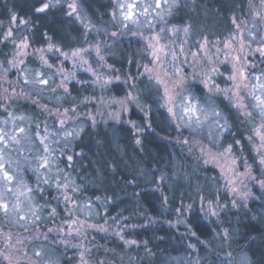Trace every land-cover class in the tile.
I'll list each match as a JSON object with an SVG mask.
<instances>
[{"label": "rangeland", "instance_id": "obj_1", "mask_svg": "<svg viewBox=\"0 0 264 264\" xmlns=\"http://www.w3.org/2000/svg\"><path fill=\"white\" fill-rule=\"evenodd\" d=\"M52 2L56 3V0H52ZM71 2L72 0H61L60 5L53 8H60L63 11V17L68 26H70V29L67 27L63 28V32L68 33L70 37L65 41H61L63 37L60 40H54L46 30L41 32L38 38H35L30 20L25 17H16L14 13L10 14L9 18L4 17L2 20L0 19V33H5L11 28L13 30L12 39H15L17 44H19L21 38L31 41V46L26 50L28 55L17 58L18 60L23 59L25 63H18L16 67H12L7 63V61L13 59L16 50L15 45H13L11 40L6 43H0V97H10L8 100L0 99V129L22 136L16 129L23 127L29 135H32L36 131H39L43 135L46 126L49 134L48 143L54 150L52 152V168L50 173H46V175L55 176L57 179L68 177L70 181L74 182L75 186L79 187L80 191L77 193L69 192L73 196L74 201L66 206L61 195L64 191L63 189L58 191L54 183H50L49 185L44 184L42 181H37V173L32 169L36 167L33 157L37 154L36 149L40 147L38 139H36L35 144H31L27 139L21 138L19 144L9 145L7 157L12 161V168L16 169L20 175H23L29 186L33 189L30 202L40 219L34 225L28 223L27 228H25L23 226L25 221L21 220L19 223H16V216L11 214V212L7 218L0 212V218L3 222V225L0 224L1 227L5 225L13 229H54L59 227L61 222L68 218V212L65 211V208L73 209L77 204L81 206V209L73 212V218L79 216L81 220L87 219L88 222L90 221V224H97L95 222H99L101 217L106 215L109 198L105 202L103 199L104 195H101L97 191L92 194L90 186H95V183L91 181V184L86 186L85 180L82 176L79 178V172L75 168L77 158L81 154L78 145L82 143L83 135L87 129L93 127L90 117L95 118L96 124L105 125L108 122H115L117 125L121 123L127 129L133 130V124H138L135 122V119L129 118L130 108L134 107L139 113L144 112L143 116L148 115L150 110H153L157 119L163 121L169 129L173 128L176 131L175 138H179L182 142L185 139H189L190 142L192 140L198 141L200 145H203L213 154L223 152L227 144L224 141H217V130L215 128H211L208 123H205L202 127L195 124L192 128L185 127L180 121L171 118L165 108L159 106L162 101L159 100L155 92V81L148 79L155 72H147L144 67L146 65L150 69L154 68L155 62L149 63L153 58L150 55V50L147 49L148 40L145 38L157 33L162 37L160 41L161 45H167L166 51L169 49L174 50L177 53V59L173 60L172 56L169 55L165 58L162 67L155 65V71H167L171 75L176 69H180V75H184L186 82L192 86V94L200 99L205 107H209L210 105L218 106V110H222L223 114L228 116L229 122L233 125L231 131L235 133L234 138L242 141L234 149L237 158V170L243 172L244 168L242 165L246 161L248 165L252 166V175L258 179L261 178V174L264 173V165H259V157L253 150V145L246 139L249 135H252V128L259 125L261 122L260 118L258 116L255 118V125L247 122L242 123L243 117L237 118L235 109L229 112L225 108L227 101H223L222 97L213 96L211 100L205 103L208 95L207 89H204L199 81L204 75L202 69L210 68L211 65H206L204 60H200L198 63L195 62L193 56L190 54L191 52L198 51L197 41H201V37L195 32L185 36L182 31L175 34L170 31L173 25L179 27L192 21H199L201 30L206 27L207 31L204 34L211 43L205 51H208L213 63L220 73H222V75L215 76L216 82L222 88L230 87V83H226V78L229 74L225 70L226 65L218 62L223 61L225 57L222 53L219 57L213 55L215 47H212V45L215 44L216 46L223 47L219 42L227 37L228 28L231 26L232 32L242 35L246 44L251 41V49L259 47V42L264 40V19L260 18V16H264V4L261 3V0H180L181 7L173 9L171 15L167 12V6L164 5L161 9L155 11L149 9L151 15L147 18L139 15L142 11V7H140L136 9L139 20L138 24L124 22L128 24V29H124L119 23L122 20L119 11H116V19L113 20L112 13L115 11L114 5L117 3V0H107V8L97 16L89 13L81 1L78 0L81 15L87 18L83 23L77 20L75 16L69 17L67 15L66 4ZM128 2H134V0H128ZM151 2L152 0H138L141 6ZM215 2L221 5H217ZM158 12L163 19L157 15ZM257 13H260V16ZM13 15L16 17V20L11 19ZM233 18H238L239 27L231 23ZM85 24L88 25L87 29L85 28ZM161 28H164L165 31L160 32ZM244 29H247V31ZM112 33H116V36H113ZM134 33H143V37L134 35ZM47 38H51V41L61 48L62 51H70L71 49L80 47L91 49L95 45H100L101 55H103L104 59L100 60L95 55V52L92 51L91 55L86 54L84 56V59H87L89 63L82 65L75 63L72 59L65 60L63 56H59L58 54L45 52L48 62L53 65L51 69H48L39 60L40 53L37 51L41 48L47 50ZM253 38L255 39L253 40ZM181 47L184 49L183 53L180 52ZM248 50L246 49V51ZM201 55H203V52H201ZM233 55H236V53H233ZM133 59L135 63H129ZM259 59V57L250 58L251 63L257 65L256 74H259V68L264 67V65L259 63ZM109 65L112 66L111 69ZM88 67H91L97 74L102 75L103 79H108L114 75L119 76L120 79H113L110 85L101 87L103 79L100 83H93L96 80V76L86 70ZM61 68L65 70V73H75V79L68 83L70 95H66L62 88H57L55 92L51 90L63 79V76L59 72ZM4 69L8 70L5 72ZM38 71L44 73V78L50 79V86L44 88L43 91H41L43 86L38 87L33 83H24L25 77L31 80ZM125 76L128 77L126 83ZM82 81H87V83H81ZM114 85L119 87V89L114 90ZM132 85H135V88H132ZM150 88L152 89L151 94L149 92ZM5 89H7L6 92ZM129 93L137 98L136 103L127 104L123 110L120 104L112 103L113 100L123 99ZM85 97H91L92 99L86 104L81 103ZM74 100L75 103H73ZM101 100H103V103H101ZM33 101H38V105H47L53 113H55L57 108L63 111L64 108L70 105L75 106L77 108V116L69 121L65 127L68 131L75 129L79 135L75 138L68 137L67 140H65L63 131L59 135H55L56 129L59 128L57 120L53 116L47 115V112L42 113L40 107L34 105ZM25 103L30 104L25 109L20 108ZM5 107L7 111H5ZM30 107L31 109H29ZM9 114H12L14 117L24 116L25 119L23 121L19 119L13 121ZM5 120L9 121L7 125L4 124ZM37 124L40 126L39 129L36 128ZM178 124L181 126L177 127ZM81 129L83 131H80ZM142 131H138L137 135ZM210 132L211 135L209 134ZM225 137L228 140L233 138L227 133H225ZM184 148L187 155L190 156V160L196 165L197 170L193 171L194 175L197 172L206 178L205 183L202 181L204 193L201 192L198 197L194 196L188 199L185 198L184 200L179 199L178 204L174 208L175 211L172 212V216L174 217L173 224H180L184 227L188 226L190 213L197 212L201 218L213 225L211 226L213 232L212 238L199 242L202 247L214 244L218 248V252L214 254L213 264H250L244 248L238 244L237 239L240 234L236 233L238 230L235 228L237 221L241 219V215L244 213L249 216L258 214L264 220V189H261L256 182L244 179V184L247 187L240 184L235 186L239 190L250 192V195L247 199L240 201L239 196L230 191L232 185L228 184L229 178L232 177L228 163H230L232 157L226 158L228 163H226L225 159H217L205 164L204 160L208 159V157L201 154L199 146L193 147L191 152L188 151L189 145H185ZM69 155L73 157L72 161L67 160ZM57 169L62 171L57 173ZM44 171V169H41V172ZM161 176L164 177L163 180ZM151 182L155 188H159L162 183L167 184L168 178L162 171L158 170L152 174ZM37 189H42L43 192ZM86 190H89V192ZM97 197L101 199L97 200ZM201 197L204 198L203 201ZM11 199L9 198V200ZM162 199V203L165 204V209H167L168 203L166 197L163 196ZM233 199L238 201L236 206L232 204ZM210 201H216L224 206L223 209H217L219 212L218 216H211L206 211L201 210V204L203 203L204 209H207ZM28 203V200H24V211L20 215H28L29 221H32L35 218L28 213ZM189 204L192 205L191 209L187 208ZM85 205L89 207H84ZM52 208H56L59 215L51 217L49 214ZM137 216L143 218L141 214H137ZM222 218H227L226 222ZM47 221L53 222L45 224ZM230 227H234L236 231L230 234ZM225 230L229 233L227 240L223 238ZM67 231L68 229L65 228V231L60 233L66 235ZM186 233H184L185 248L183 253L176 255L173 259L164 260V262L166 264H210L211 261H203L204 257L203 255L199 256L196 246L188 242ZM50 234H54V238L52 239V235L47 236L45 241H35V238H33L35 236H30L25 245L28 244L27 248L29 246L32 251H42L44 255L40 258L45 264H49V262L51 264H62L61 251L57 247L61 243L59 242V237L55 236L59 235V233L53 231ZM16 237L13 236V242H15ZM40 237L45 239V236ZM189 245L192 247L190 248ZM28 255L27 258L29 257ZM29 260L28 264H31ZM35 263L42 264L40 262Z\"/></svg>", "mask_w": 264, "mask_h": 264}, {"label": "snow or ice", "instance_id": "obj_2", "mask_svg": "<svg viewBox=\"0 0 264 264\" xmlns=\"http://www.w3.org/2000/svg\"><path fill=\"white\" fill-rule=\"evenodd\" d=\"M61 0H56V3H53L52 0H32L31 8L34 14H40L41 16L47 15V13L60 5ZM261 3L264 4V0H261ZM167 6V12L169 15L172 14L173 9H179L181 7L180 0H152L151 3H146L141 6L138 3V0H134V2H128V0H117V3L114 5L115 11L112 13L113 20L116 19V11H119L122 20L119 23L122 25L124 29H128V24L124 22H131L132 24H138V16L136 9L142 7V11L139 15H143L144 17H148L151 15L149 9L157 10L161 9L162 6ZM186 6V5H185ZM67 7V15L69 17L75 16V18L83 23L86 16H82L80 12V5L78 0H72L71 3L66 4ZM161 19L163 17L160 13H157ZM260 16V13H257ZM261 19H264V16H260ZM12 20H16V17L13 15L11 17ZM231 23L233 25H238V18H233ZM151 27V25H149ZM85 28H88V25L85 24ZM247 31V29H244ZM165 29L161 28L160 32H164ZM171 32L178 33L183 32L185 36L190 35L195 32L200 35L201 41H197V52H191L190 54L193 56L195 62H199L200 60H204L206 65H211L210 68L202 69L204 75L200 78V83L203 85L204 89H207V97L205 99V103L208 100H211L213 96L222 97L223 101H227L225 108L231 112L232 109L236 110L237 118L243 117V122L251 123L255 125V118L258 116L260 118V123L258 126H254L252 128V135H249L246 139L249 143L253 145V150L256 155L259 157V165H264V67L258 69L259 74L257 72V65L252 64L250 58L251 57H259V63L264 65V40L259 42L260 46L255 49L250 48L251 41L247 44L245 43L242 35L239 33H233L231 26L228 28L227 37L220 41L219 43L223 45V47L216 46L215 44L212 47H215V53L219 57L222 53L225 57L223 61H218L221 64L226 65V71L229 73L226 78V83H230V87H221L219 83L216 82L215 76L222 75L219 69L213 63L211 57L209 56L208 49L209 41L208 37L205 36V31L207 28L205 27L203 30L200 29L199 21H192L191 23H185L180 25L179 27L173 25L170 29ZM113 36H116V33H112ZM134 35H140L143 37V33H134ZM0 43H6L9 40L15 45V53L13 55V59L7 61L12 67H16L17 64H24L25 61L23 59H17L18 57H25L28 55L27 49L31 46V41L21 38L19 44L16 43L13 37V30L11 28L8 29L5 33H0ZM86 39V34H85ZM148 40L147 49L150 50V55L153 60L149 61V63L155 62V65L163 66L165 62V58L169 55L172 56L173 60L177 59V53L174 50H167V45H161L160 41L162 37L157 33L156 35L145 38ZM255 38H253L254 40ZM46 42L48 44L47 50L41 48L37 51L40 53L39 60L45 65L48 69L53 67L52 64L48 62V58H46L45 52L58 54L59 56H63L65 60L72 59L75 63H80L82 65H87L89 62L87 59H84V56L91 55V52L94 51L95 55L103 60L104 57L101 55V47L100 45H95L91 49L89 48H75L70 51H62L61 48L57 47L51 41V38H47ZM246 49H249L246 51ZM180 52L183 53L184 49L181 47ZM203 52V55H201ZM236 53V55H233ZM129 63L134 64L135 60H130ZM154 68H148L146 65L145 71L147 72H155L154 75L149 76L148 79L150 81L154 80V88L155 92L162 103H160V107L165 108L169 116L175 120L180 121L183 126L192 128L195 124L196 126L202 127L205 123H208L211 128H215L217 130L216 136L217 141H224L227 146L224 148L223 152L213 154L211 151L206 149L203 145H200L198 141L192 140L190 142L189 139H185L183 143L185 145H189L188 151L191 152L193 147L199 146V150L202 155L207 156L208 159L204 160L205 164H208L217 159H225L226 163L227 157H232L230 163H228V168L232 173V177L229 178L228 184L232 185L230 191L236 193L239 196L240 201H243L248 198L250 192L239 190L235 185L240 184L244 187H247L244 184V179L249 181L256 182L261 189H264V173L261 174V178H257L252 175V166L248 165L247 162H243L244 171L240 172L236 168L237 158L235 156V146L240 145L242 143L241 140L235 139V133L231 131L233 125L229 122L228 116L223 114L222 110H218V106L205 107L204 104L201 103L200 99L195 97L191 92V85L186 82L185 76L180 75V69H176L171 75L167 71L156 72ZM139 67V65H137ZM111 69L112 66L109 65ZM8 69H4L6 72ZM89 72H92L94 76H96V80L93 83H100L103 79L102 75L97 74L91 67L86 69ZM23 71V70H21ZM60 74L63 76V79L56 85L55 88L51 90L53 92L56 91L57 88H62L66 95H70L68 83L75 79V73H65V70L61 68L59 70ZM143 75V73H141ZM113 79L119 80V76H110L108 79H103V83L101 87H107L113 82ZM128 77L125 76V83L127 82ZM25 84L33 83L35 85L43 86L41 91L44 88H48L50 86V79L44 78L43 72H36L31 80L27 77L24 79ZM81 83H87V81H82ZM135 88V85L131 86ZM7 89H5V92ZM152 89H149L151 94ZM0 99L8 100L10 97L3 96ZM91 97H85L84 101L81 103H87ZM137 98L133 97L130 93L126 94L123 99L113 100L112 103H118L121 105L122 110L129 103H136ZM75 103V100L73 101ZM103 103V100H101ZM34 105H38V101H33ZM41 109V112H47V115L53 116L58 124L59 128L56 129L55 135H59L61 131L64 132L65 140L68 137H77L79 133L73 129L72 131H68L66 129V125L69 121L73 120L74 117L77 116V108L75 106H69L60 111L59 108L53 113V111L48 108L47 105H38ZM143 110V109H142ZM178 110V111H177ZM5 111L7 108L5 107ZM13 121L19 119L23 121L25 119L24 116L14 117L12 114H9ZM92 120V126H96V120L94 117H90ZM9 123L8 120L4 121V124L7 125ZM150 126V125H149ZM181 125L178 124L177 127ZM15 127V125H14ZM39 124L36 125V128L39 129ZM133 127H136L138 131H142V126L133 124ZM18 133L21 135H16L12 132L6 131L4 129H0V212L4 214L7 218L11 214L16 216V223H19L21 220L25 221L23 225L27 228L28 223L35 224L39 221L40 217L37 212L32 208L31 205V194L33 193V189L29 186L23 175H20L16 169L12 168V161L7 157V153L9 151L10 144H19L21 138L27 139L31 144H35L36 139L39 142V148L36 149L37 154L33 157L36 162V167L32 169L35 173H37V181H42L44 184L54 183L56 189L59 191L63 189L64 191L61 193L63 196V200L65 205L67 206L70 203H73L74 198L71 193H77L80 191L78 186H75L73 181H70L68 177H63L62 179H57L55 176L46 175V173H50L53 159L52 152L54 151L49 141L48 129L45 126L44 133L41 135L39 131L32 133L29 135L26 132V129L23 127H19L16 129ZM80 131H83L81 129ZM225 133L229 136L233 137L231 140H228L225 137ZM211 135V132L209 133ZM258 141V143H256ZM58 142V141H57ZM136 144L140 145L141 141L136 140ZM42 149V150H41ZM73 157L68 156L67 160L72 161ZM17 165L19 166L18 162ZM72 166V165H69ZM31 167V166H30ZM41 169H44V172H41ZM60 169H57V173H59ZM135 179V177H133ZM163 180L164 177L161 176ZM38 191L43 192L42 189H37ZM9 198H12L9 200ZM23 198V199H22ZM43 198V196H41ZM100 197H97V200H100ZM106 202L108 197L103 198ZM203 197L201 200L203 201ZM24 200H28L29 203L27 205L28 213L33 216L35 219L29 221L28 215L21 216L20 213L24 211ZM47 203V202H46ZM238 201L233 199L232 204L236 206ZM84 207H89L85 205ZM188 209L192 208V205L189 204L187 206ZM224 206L219 204L216 201H210L208 203L207 209H204L203 203L201 204V210L206 211L211 216H218L219 212L217 209H223ZM81 209L80 205H75V208L69 209L65 208V211L68 212V218L61 222L59 227L49 228L47 229L48 233L53 231L60 233L65 231V228L68 229L67 236L73 238H79L83 241L88 240V236L90 230L95 231L97 233L109 234V229L112 225H108V220H105L104 224H90L87 219L81 220L79 216L73 218V212L79 211ZM51 217H56L59 215L56 208H52L49 214ZM112 223L117 227H120V231H116L113 234L119 237L120 240L124 241L127 245H136V240H125L123 235V227L120 225V221L116 217H110ZM183 222V221H180ZM149 223H153V221L149 220ZM108 225V226H105ZM195 235V233H193ZM224 240L229 238V233L227 230L223 233ZM45 239H47V235H45ZM95 239V237H93ZM3 246L0 247V258H2L6 264H13V261L16 264H20V256H26L27 253L23 252L22 248H17L16 245L22 244V240L19 237L15 238V242L13 243V235L12 233H4L3 234ZM72 247L80 250L79 251V264H111V261L107 260V258L101 260L97 259L93 253L92 249L87 247L84 243H78L76 245H71ZM103 247V246H101ZM191 248L192 246L189 245ZM34 255L37 257H41L44 253L34 252ZM51 264V262H49Z\"/></svg>", "mask_w": 264, "mask_h": 264}, {"label": "trees", "instance_id": "obj_3", "mask_svg": "<svg viewBox=\"0 0 264 264\" xmlns=\"http://www.w3.org/2000/svg\"><path fill=\"white\" fill-rule=\"evenodd\" d=\"M80 1L94 16L107 8V0ZM31 4L32 0H0V19L9 18L14 13L16 17L30 20L35 38L44 30L54 40L63 37L61 41H65L70 38L68 33L63 32L64 27L70 29V26L60 8L51 9L47 15L41 16L34 14ZM113 89L118 90L119 87L114 85ZM28 104L30 103L22 104L24 106L20 108L25 109ZM143 113H139L134 107L129 110V118L135 119L143 128L139 135L136 127L130 130L115 122L96 124L84 133L82 143L78 145L81 154L75 168L79 172V178L82 176L85 180L86 186L91 181L95 183V186H90L92 194L97 191L109 198L106 215L95 223L104 224L108 220V225L112 227L107 235L90 230L87 241L67 234L55 235L61 243L57 247L64 255V264H79L80 250L71 246L78 243L91 248L97 259L107 258L111 264H166L164 260L183 253L185 232L188 242L196 246L199 256L203 255V261H211L210 264H213L218 248L214 244L202 247L199 243L212 238L213 225L197 212L190 213L188 226H185L188 230L172 222V212L175 211L178 200L198 197L201 192L204 193L202 184L206 178L197 172L194 175L196 165L185 152V144L175 138L176 131L157 119L153 110L145 116ZM138 138L140 145L136 144ZM158 170L167 176L168 182L155 188L151 177ZM163 196L168 203L167 209L162 203ZM137 214H141L143 218ZM110 217H116L120 221L125 240H136L139 246L127 245L114 235V232L120 231V227L114 225ZM222 219L226 222L227 218ZM149 220L153 223H149ZM230 228V234L238 230V244L244 248L249 263L264 264L263 218L258 214L249 216L244 213L237 221L236 230L234 227Z\"/></svg>", "mask_w": 264, "mask_h": 264}, {"label": "flooded vegetation", "instance_id": "obj_4", "mask_svg": "<svg viewBox=\"0 0 264 264\" xmlns=\"http://www.w3.org/2000/svg\"><path fill=\"white\" fill-rule=\"evenodd\" d=\"M0 220H1V218H0ZM0 224L3 225L2 220H1ZM9 232L12 233V235L15 236V237L18 236L23 241L22 244L16 245V247L17 248L18 247L22 248L23 252H26L27 255L29 253V255H28L29 257L28 258H27V255L26 256H23V255L20 256V264H28V260L29 259H30L29 262L31 264H36L35 262H37V263L40 262L42 264H45V262L43 260H41L40 257H37V256L34 255V252H36V251H32L29 246L27 248L28 244L27 245H25V244L27 243V239L30 236H32V237L35 236V237H33V238H35V241H37V240L45 241L46 239L41 238L40 236H45V235L51 236L52 235L51 237L53 239V237H54L53 235L54 234L48 233L47 229H43V228L42 229H38V228H36V229H21V228L13 229L11 227H7V226L4 225L2 227L0 226V247L3 246V242H4L3 241V234L4 233H9ZM57 252L60 253L58 250H57ZM60 255H61V258H62L61 262H62V264H64V255H63V253H60ZM0 264H6V262L2 258H0ZM13 264H16V262L13 261Z\"/></svg>", "mask_w": 264, "mask_h": 264}]
</instances>
